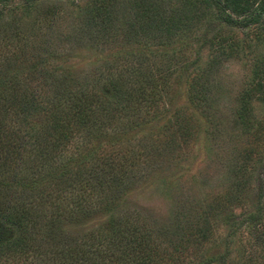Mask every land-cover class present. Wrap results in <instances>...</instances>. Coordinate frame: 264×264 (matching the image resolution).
<instances>
[{"label": "rangeland", "instance_id": "rangeland-1", "mask_svg": "<svg viewBox=\"0 0 264 264\" xmlns=\"http://www.w3.org/2000/svg\"><path fill=\"white\" fill-rule=\"evenodd\" d=\"M125 2L111 4L117 12L109 37L97 24L100 18H92L98 0L0 2V73L35 66L37 72L79 74L108 90L110 79L122 73L157 71L159 109L139 112L135 128L137 112L121 118L118 128H108L96 142L141 148V139L150 144L157 135L175 132V121H184L191 126L184 131L190 132L188 144L178 138L182 146L173 157L157 155L154 147L148 173L119 196L113 214L131 213L164 232V239L175 235L187 215L198 229L196 217L207 212L212 235L189 249L185 264H264V0H165L164 8L182 7L193 25L170 40L141 31L131 36V24L143 15L135 18L136 10ZM173 60H179L177 69H169ZM98 194L93 197L103 199ZM218 197L230 201L211 211ZM85 212L81 221L65 219L62 226L76 236L108 228L111 213L99 203Z\"/></svg>", "mask_w": 264, "mask_h": 264}, {"label": "trees", "instance_id": "trees-1", "mask_svg": "<svg viewBox=\"0 0 264 264\" xmlns=\"http://www.w3.org/2000/svg\"><path fill=\"white\" fill-rule=\"evenodd\" d=\"M126 1L136 10L135 18L143 15L131 24V36L141 31L152 39L158 35L170 40L192 31L191 18L182 7L164 8L161 3L165 0ZM181 1L187 5L216 2ZM125 3L98 0L91 9L92 18H100L97 24L107 37L117 12L111 4ZM253 20L254 16L244 23ZM19 58L16 56L23 62ZM178 61L173 60L169 69H177ZM14 63V59L10 61L12 66ZM24 73H0V264H185L189 249L201 246L212 235L207 212L197 215L198 229L187 215L177 222L180 229L175 235L165 240L164 232L145 220L141 222L131 213H113L119 196L148 173L152 149L155 147L157 155L175 156L182 146L177 139L184 137L188 144L190 132L184 131L189 127L191 131V126L175 121L176 133L157 135L159 139L150 144L141 139V148L129 146L130 139L124 141L128 143L125 147L116 140L96 142L108 128H118L121 118L129 119L137 112L138 122L132 120L135 128L141 123L139 112L159 109L153 80L158 72L132 71L129 77L122 73L110 79L108 90H100L79 74L37 72L35 66ZM93 193H103V199L94 198ZM217 201L218 205H210L211 211L222 209L230 200L218 197ZM93 203L111 213L108 228L81 236L70 234L62 226L63 220L81 221V214L88 216L85 211Z\"/></svg>", "mask_w": 264, "mask_h": 264}]
</instances>
